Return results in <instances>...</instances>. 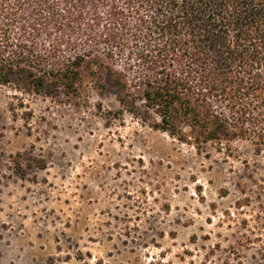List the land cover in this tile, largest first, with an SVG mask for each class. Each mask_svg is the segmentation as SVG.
I'll list each match as a JSON object with an SVG mask.
<instances>
[{"label":"rangeland","instance_id":"obj_1","mask_svg":"<svg viewBox=\"0 0 264 264\" xmlns=\"http://www.w3.org/2000/svg\"><path fill=\"white\" fill-rule=\"evenodd\" d=\"M142 104L0 86V264H264V144L198 151Z\"/></svg>","mask_w":264,"mask_h":264},{"label":"trees","instance_id":"obj_2","mask_svg":"<svg viewBox=\"0 0 264 264\" xmlns=\"http://www.w3.org/2000/svg\"><path fill=\"white\" fill-rule=\"evenodd\" d=\"M87 81L198 151H261L264 0H0V86L70 105Z\"/></svg>","mask_w":264,"mask_h":264}]
</instances>
